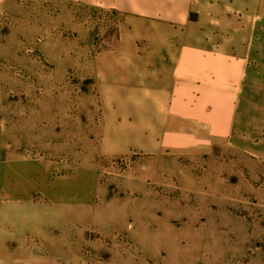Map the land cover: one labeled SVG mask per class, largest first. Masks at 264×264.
<instances>
[{
    "label": "rangeland",
    "instance_id": "rangeland-1",
    "mask_svg": "<svg viewBox=\"0 0 264 264\" xmlns=\"http://www.w3.org/2000/svg\"><path fill=\"white\" fill-rule=\"evenodd\" d=\"M241 12L212 24L192 10L175 25L98 0L4 3L0 264H264V159L249 148L264 131L239 121L243 93L250 108L264 93V51L237 50L236 63L216 39L225 57L204 63L190 46L229 21L246 28ZM226 75L230 93H201ZM181 87L194 118L171 109ZM202 112L219 134L196 122Z\"/></svg>",
    "mask_w": 264,
    "mask_h": 264
},
{
    "label": "crops",
    "instance_id": "crops-1",
    "mask_svg": "<svg viewBox=\"0 0 264 264\" xmlns=\"http://www.w3.org/2000/svg\"><path fill=\"white\" fill-rule=\"evenodd\" d=\"M6 1L7 0H0V13ZM62 1H72V0H62ZM76 1H79L84 4H90V3L96 2L97 0H76ZM98 2L104 4L106 7L114 8L120 12L131 13L134 15H138L140 17H158L166 23H172L176 25V24H181L183 22L188 21V16L192 10L196 12L197 11L201 12V15H204L205 21L212 23V24H216L213 21H211V19L214 20L215 18H222V19L230 18L231 20V18L233 19L234 17L231 15L234 13V11H236L237 13H240L241 12L240 9H244L243 7H245V5H247L248 3H252L255 9H259V6L262 5L264 0H98ZM218 2H223L224 3L223 6L220 7V6L213 4V3H218ZM195 4L196 6H193ZM255 11L256 12L251 13V14L241 12V15L244 18H247V19L250 18V20H248L250 21V23L246 25V28L239 27L238 24H235V22L229 21L228 23H223V24L230 25L231 27L230 29H233V30H231L230 33L225 32L222 34H217L216 37L214 36L215 38H213L214 41L209 42L208 46L205 44L203 45L201 41L198 40L197 38L194 41L190 42V46L192 47L191 49L194 52L193 54H194L195 60L199 62L203 61L205 56L202 54L203 53L207 54V52H210V51L214 53L210 52L209 55H211V57L215 58L216 60H219L220 57H225V55L222 56V54L215 53L216 49L220 48V45L222 42H224V44L221 45V49L232 50V54L236 58L235 59L236 63H238L241 59V57L237 54V50L245 51L246 49L250 47H254L256 48L257 54L264 51V38L258 40V37L256 36L257 34L259 35V33L257 32V29L264 26V21L262 20V18H264V9H261L260 11L259 10H255ZM212 12H214V15H212ZM223 15H225V17ZM193 26H192V31H194ZM248 26L249 28H247ZM251 27H253V29H255L256 31L255 30L253 31L254 39L250 37L251 39L249 40L246 35L250 36L247 33L249 29H251ZM223 34L225 35V37H223ZM228 35H229V38H228ZM230 35H232V37ZM216 39H219V41L221 42L220 45H218L217 47L214 45V42ZM200 45H201V49L199 50L198 46ZM181 47H183L182 42H181ZM210 65H212V63ZM208 75H209L208 72H207V75L206 74L204 75V81L206 82L209 81ZM227 76L228 75H226V77L224 78L219 77V80L218 78H215V81H219L217 82L218 84H214L215 87L217 86L215 89L217 88L222 89L221 91L206 90V91H202L201 93H230V88L228 89L227 84L231 85V83H234V81L231 82L232 80H230V77L227 79ZM138 82L139 84H142L139 90L141 91V93H143L144 96H149V94L153 93L152 92L153 90H151V87H148L147 83L144 84L145 79L143 75H141V79H139ZM222 82L226 83L227 90L224 89L225 86L223 85L225 84H221ZM188 91L192 92L191 89L182 88V87L173 90V93H175L176 95V100L173 103V106L171 107V109L174 113L177 112L183 118L184 116L188 118H194V115L191 117L188 114H186V112H184V103H181V104L178 103V101H180L181 99H184V95H190V93H187ZM160 93H169V92L161 91ZM243 94L245 95H244V101H243L244 104L242 105L241 111H240L239 121L242 125L240 127H244L245 129H250L251 126H253L252 123H254V125L257 126L256 128L258 130L264 131V93H255L257 102L254 104V107L252 108L246 106L247 100L245 99V97L247 93H243ZM212 95L219 96L221 94H212ZM212 95H208V96H212ZM223 106H224V103H223ZM188 107L189 105L186 104L185 108H187V110H188ZM248 108L250 109L248 110ZM199 114H200V117H197V120H196L198 124L204 123L203 125L205 126L207 125V127L208 126L210 127L209 131L217 133V134L220 133V130L218 128H216L218 129V131L216 132L214 131L215 125L213 121L215 118L213 117V114H211V116H205L203 112ZM172 125L184 127L186 130L192 131L195 135H197L195 136L197 144L205 140L204 137L202 138L201 136H199L202 133H200L198 129L189 128L188 125H184L179 120L178 122L177 121L172 122ZM237 127L239 126L237 125ZM153 134L154 132L152 131L151 136ZM176 139H180L178 141L179 144L185 145V144H182L184 143L182 140L183 137H178ZM236 139L239 140L240 136L239 138L236 136ZM186 144H189V143H186ZM249 148L250 149L254 148L253 150H254L255 156L263 160L264 159L263 134L261 135L260 140L255 144V147L250 146Z\"/></svg>",
    "mask_w": 264,
    "mask_h": 264
},
{
    "label": "bare ground",
    "instance_id": "bare-ground-1",
    "mask_svg": "<svg viewBox=\"0 0 264 264\" xmlns=\"http://www.w3.org/2000/svg\"><path fill=\"white\" fill-rule=\"evenodd\" d=\"M245 93V92H244Z\"/></svg>",
    "mask_w": 264,
    "mask_h": 264
}]
</instances>
